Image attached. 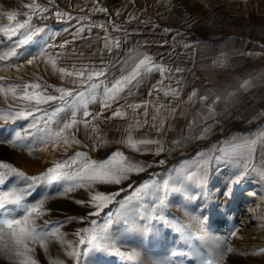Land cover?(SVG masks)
Wrapping results in <instances>:
<instances>
[{
	"label": "rangeland",
	"instance_id": "1",
	"mask_svg": "<svg viewBox=\"0 0 264 264\" xmlns=\"http://www.w3.org/2000/svg\"><path fill=\"white\" fill-rule=\"evenodd\" d=\"M169 1L173 0L147 2L160 4ZM130 3L131 0H0V56L12 49L17 53L0 60V115L31 110L33 116L43 117L36 122V127L32 126L33 116L0 119V165L10 166L8 169L0 167V173L6 174L5 184L0 185V189L16 187L26 190V204L44 200L43 214L36 221L37 225L42 231L58 230L69 242L76 243L79 240L76 233L83 228L97 231L104 228L111 212L114 222L108 225V231L115 238L117 248L126 253L137 252L140 260L160 259L168 261V264H264V252L259 251L264 249V193L256 184L244 185L242 180L233 185L231 181L235 176L226 166L207 165V189L206 194H202L194 182L187 180L188 175L200 174L202 168L182 164L178 150L165 148L167 142L162 133H130L122 124L121 117L113 115V108L103 109L99 105L86 108V100L67 101L65 95L63 100L60 99L61 93L56 89H66L68 77L60 69L73 72L76 67L86 66V9L87 14L95 16L104 12L97 8L115 11L114 8H121L122 4L130 6ZM29 4L39 6L30 21L33 31L36 28L44 31L21 45L18 42L24 39L20 35L23 29L15 35L10 31L6 35L5 31L28 18L25 13L33 12L25 7ZM57 11L66 15L57 17ZM9 12L17 14L12 21L8 19ZM62 44L63 48L60 47ZM77 91L86 92V84L80 85ZM25 93L41 97L53 95L57 99L37 106L34 100L23 99ZM73 106L81 122L66 131L69 142L45 143L44 122L57 107L62 108L63 111L49 124L52 131H58L70 119ZM36 107L40 110L36 111ZM84 111L90 115L84 117ZM85 120L87 125L83 123ZM18 135L21 137L19 140L16 139ZM129 137L133 142L131 146ZM73 139L79 143H73ZM159 148L163 150L158 152ZM77 152L86 153L88 160L96 162L107 161L119 152L129 164L142 166L143 170L134 168L120 184L75 186L73 180H60L28 187L32 181L25 177H39L54 163L69 160ZM161 160L163 164L159 163ZM12 168L24 176L12 173ZM149 180L160 184L169 180L167 206L161 212L163 220L152 219L151 207L159 203L164 190L149 188L142 200L132 202L134 210L130 219L135 221V227H127L124 218L117 215L121 209L116 201L132 195L137 187ZM173 188L180 190L172 191ZM229 188L232 189L230 197L225 195ZM249 188L253 189L252 196H245ZM96 192H118L119 195L99 214L90 215L96 211L90 203ZM23 215L24 209L13 213L16 218ZM190 217L202 220L203 234L197 231L199 225ZM30 247L34 250L29 255L37 264H51V260L57 258L64 260L65 264H76L66 256V248L59 242L49 243L47 251L39 244ZM228 247L232 248L231 252L227 251ZM78 249L82 253L86 250L85 246H78ZM173 252H186L188 255L174 256ZM0 264L14 262L0 255ZM79 264L139 262L114 254L91 252L82 254Z\"/></svg>",
	"mask_w": 264,
	"mask_h": 264
},
{
	"label": "crops",
	"instance_id": "2",
	"mask_svg": "<svg viewBox=\"0 0 264 264\" xmlns=\"http://www.w3.org/2000/svg\"><path fill=\"white\" fill-rule=\"evenodd\" d=\"M147 1L95 16L86 9V66L67 77L72 95L66 100H79L77 89L86 84V108L108 109L103 87L88 94L87 76L103 70L93 80L110 87L148 56L152 70L142 69L109 108L124 113L116 117L130 133H162L165 148L178 150L182 164L223 165L234 175L243 142L264 135V0ZM249 168L244 185L264 193L259 142Z\"/></svg>",
	"mask_w": 264,
	"mask_h": 264
},
{
	"label": "snow or ice",
	"instance_id": "3",
	"mask_svg": "<svg viewBox=\"0 0 264 264\" xmlns=\"http://www.w3.org/2000/svg\"><path fill=\"white\" fill-rule=\"evenodd\" d=\"M25 7L32 9L33 12L31 14L25 13L28 16L22 23H18L15 28H11L5 31V34L8 35L10 31L12 35H15L20 29L24 31L20 33L24 39L20 40L19 44H26L31 39L32 36L38 32H43V28H36L34 31L30 25V21L32 15L34 14V10L38 8V5L29 4L25 5ZM47 11V9H44ZM98 11H106V9L97 8ZM15 12L7 13L9 21H12L16 17ZM57 17L62 15H66L65 13H61L59 11L56 12ZM103 27V26H101ZM9 39L11 36L9 35ZM119 45L117 44V47ZM61 48L64 45H60ZM107 47V45H106ZM17 53L14 49L10 52L5 53L3 56H0V60L7 59L9 56H15ZM28 63H31L29 61ZM151 71L152 70V62L148 56H144L142 59H139L138 63L135 64L132 71L126 75L122 76L120 79H117L112 85L109 87L108 85L101 86L93 80V77H100L105 73L103 70L95 71L90 73L87 76V80L90 81L88 84V94L95 95L97 90L103 87V95L107 98L104 102V107L109 108L111 104L109 100L115 101L119 95V93L123 90L124 86L131 83L133 79L136 78L137 75L140 74L141 70ZM161 72L166 71L163 68H159ZM60 71L68 76H73V72H66L65 69H60ZM177 71H181L177 69ZM75 75L77 77H82L84 73L76 72ZM83 83V81L73 80L72 83ZM25 87H29L25 85ZM31 87L38 88L39 85H31ZM12 91V89H9ZM57 92L61 93L60 99L63 100L64 95H72V92L58 88ZM176 95V93H173ZM195 95V94H193ZM78 99H83L85 97V92H78L76 94ZM192 97H189L191 99ZM23 99L25 100H34L35 104L38 106L41 103H47L48 101H53L57 99L56 96L46 95L41 97L39 94L28 96L27 93L24 94ZM203 99V98H202ZM66 103V102H65ZM133 109L140 107V105H130ZM40 109L36 107V111ZM63 111L62 108L57 107L50 115L49 120L44 122V129L47 133V142H52L54 144H58L60 142L68 143L69 136L66 135V131L72 129L75 125L80 123L77 119V111L75 106L71 111L70 119L63 123V127L58 131H52L49 127L50 122H52V118L56 117L59 113ZM147 113L145 112V115ZM90 114L87 111L83 112V116L87 117ZM114 116H122L124 113L117 109L114 113ZM28 116H33V112L27 111H16L15 113H8L7 116L0 115V119L7 120L9 117L13 120L16 119H26ZM95 118V117H94ZM156 117L154 116L153 119ZM43 120L41 116H33V127L37 126V121ZM85 125H87V121H83ZM95 130V129H94ZM210 129H204L205 134ZM17 140L21 139L18 135L16 137ZM73 143H79L73 139ZM144 143H151L152 141H143ZM260 143L261 147H264V135H262L258 140L250 139L248 141L243 142V151L240 153V156L243 159L237 162V172L234 174L235 178L231 181L233 185L239 184L249 173L250 168L249 165L251 163V158L256 150V146ZM128 143L131 146L132 140L129 137ZM162 148L158 149L162 151ZM219 151H224L223 149ZM203 156L204 154L201 153ZM117 157L122 158V154L117 152L113 154V157L107 161L96 162L90 161L86 157V153L77 152L74 156H72L69 160L63 162L54 163L53 167L47 169L46 173L42 174L39 177H25L26 180H31L32 184L28 187L31 188L36 183H49L51 184L53 181L60 180H73L75 181V186H88L95 183H113L120 184L122 180L128 178L127 174L130 173L134 168L136 171H142L143 167L135 164H129L125 159L117 160ZM83 158V159H82ZM163 164L164 161L161 160L159 162ZM75 166V168H73ZM0 167L8 169L9 165L4 164L0 165ZM12 173L23 177V173H17L14 168L10 169ZM252 171H256L255 167L252 166ZM260 176L264 178V169L260 170ZM5 175L4 173H0V185L5 184ZM187 180L194 182L197 187L201 189L202 194H206L207 183H208V172L207 168L203 167L200 174L188 175ZM149 188H155L157 190L163 189L164 196L159 199V203L151 207V217L156 220H163V216L161 214L162 209L167 206V197L169 193V180H164L162 184L158 183L155 180L146 181L141 186L137 187L132 195L125 197L123 200L116 201L120 205L121 211L117 214L120 217H123V222L127 227H135V221L130 219L131 213L134 210L133 201L134 200H142L143 194ZM172 191H179L178 188L171 189ZM26 190L18 189L16 187L8 188V189H0V213H2V218H0V255H4L9 260L13 261L14 264H37V261L29 255L33 252V248L30 245L39 244L41 247L45 248L47 251L49 243L59 242L62 246L66 248V256L75 260L76 264H79L80 256L88 255L91 252L96 253H104V254H114L118 255L126 260L132 261L136 260L139 264H168L166 260L160 259H149L147 261L140 260L139 254L135 251L126 253L120 251L115 242V238L109 233L108 225L112 224L114 221L112 219V213L109 212V219L104 228L99 231L83 228L79 232L76 233V236L79 237V240L76 243L66 241L64 237L58 232L56 229H51L49 231H42L40 227L37 225L36 221L43 214L44 208V200L38 201L36 204H26ZM232 194V189L229 188L225 195L230 197ZM119 195V193H99L96 192L91 196V206L96 209L95 212L90 213V215H97L100 211L110 204L115 196ZM18 209H24V215L20 218H16L13 216V213ZM190 220H195L199 225L197 227V231L200 233H204L202 220H198L195 217H190ZM48 221H45L47 224ZM203 238V236H201ZM78 246H85V251L82 253ZM227 251L231 252L232 248L228 247ZM260 252H264V249H260ZM172 255H188L186 252H173ZM51 264H65L64 260L61 259H52Z\"/></svg>",
	"mask_w": 264,
	"mask_h": 264
},
{
	"label": "bare ground",
	"instance_id": "4",
	"mask_svg": "<svg viewBox=\"0 0 264 264\" xmlns=\"http://www.w3.org/2000/svg\"><path fill=\"white\" fill-rule=\"evenodd\" d=\"M246 190H247L246 192L244 191V192H245V193H244L245 196H246V195H247V196H252V195H251V192H252L253 189H252V188H249V189H246Z\"/></svg>",
	"mask_w": 264,
	"mask_h": 264
}]
</instances>
